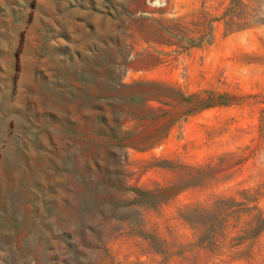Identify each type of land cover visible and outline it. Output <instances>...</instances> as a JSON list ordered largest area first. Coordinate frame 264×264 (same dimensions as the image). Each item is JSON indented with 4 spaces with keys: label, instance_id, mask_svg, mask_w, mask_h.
<instances>
[{
    "label": "rangeland",
    "instance_id": "obj_1",
    "mask_svg": "<svg viewBox=\"0 0 264 264\" xmlns=\"http://www.w3.org/2000/svg\"><path fill=\"white\" fill-rule=\"evenodd\" d=\"M0 264H264V0H0Z\"/></svg>",
    "mask_w": 264,
    "mask_h": 264
},
{
    "label": "crops",
    "instance_id": "obj_2",
    "mask_svg": "<svg viewBox=\"0 0 264 264\" xmlns=\"http://www.w3.org/2000/svg\"><path fill=\"white\" fill-rule=\"evenodd\" d=\"M63 4H65L64 2L62 3V4H59V5H63ZM58 5V6H59ZM65 6V5H64ZM65 8H66V6H65ZM61 12H63V15L65 14V13H67V12H65V11H61ZM54 14V13H53ZM40 25L41 24H39V28H40ZM65 32H67V31H65ZM65 32H62L63 34L65 33ZM99 40H102L100 37H92V38H87L86 39V37H84V38H82V39H80V42H79V44H77V45H75V47H73V49H69V52L70 53H73V52H80V51H83V50H86V49H89V47H93L94 45H96L97 43H98V41ZM148 59V58H147ZM150 60H155V57H152ZM141 63H140V60L139 59H137V61L133 64V67H132V70L133 71H139L140 70V68H141ZM152 65V67H156L155 65H157L156 64V62H154L153 64H151ZM152 69H149V68H146L144 71H146V72H150ZM152 71H154V69L152 70ZM49 81H45L44 82V84L46 83H48ZM37 86H38V84H37ZM36 89V88H35ZM36 99H41V97H40V95H39V92H36ZM38 101V100H37ZM51 106H55V104H50ZM36 147H37V149H40L43 153H45L46 151H48V150H51V149H53V150H56V147H55V143H53V142H50V136L48 135V134H45L44 135V138H42V141L41 140H38L37 141V144H36ZM47 158V157H46ZM48 159V158H47ZM62 217V216H61ZM59 218V217H58ZM68 218V217H67ZM67 218H65V219H67Z\"/></svg>",
    "mask_w": 264,
    "mask_h": 264
},
{
    "label": "bare ground",
    "instance_id": "obj_3",
    "mask_svg": "<svg viewBox=\"0 0 264 264\" xmlns=\"http://www.w3.org/2000/svg\"><path fill=\"white\" fill-rule=\"evenodd\" d=\"M62 220V219H61ZM73 220V219H72ZM79 220V219H78ZM62 223V222H61ZM58 224V223H57ZM68 225V224H67ZM62 226V225H61Z\"/></svg>",
    "mask_w": 264,
    "mask_h": 264
}]
</instances>
